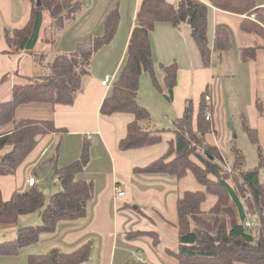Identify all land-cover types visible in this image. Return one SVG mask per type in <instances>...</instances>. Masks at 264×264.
<instances>
[{
	"label": "crops",
	"instance_id": "crops-1",
	"mask_svg": "<svg viewBox=\"0 0 264 264\" xmlns=\"http://www.w3.org/2000/svg\"><path fill=\"white\" fill-rule=\"evenodd\" d=\"M85 1L83 12L59 36L55 45L49 43L53 31L49 14L45 13L36 48L47 55L45 64L51 63L59 54L73 52L77 44L91 37L102 36L107 15L115 7H119L121 16L117 34L109 45L95 54L90 74L85 78L84 91L72 106L30 103L16 110V121H53L58 128L66 129L68 133L61 139L59 152V138L56 135L41 137L14 175L0 176V189L4 201L10 200L16 192H27L31 177L36 179V186L41 189L39 173L53 171L51 164L41 166L57 157L60 166L72 163L79 158L83 143L88 139L92 144L91 161L80 177L94 181L95 197L88 205L85 219L61 223L55 233L43 234L38 243L24 248L21 254H25L21 257L44 255L55 248L69 253L91 241L90 259L83 264H128L131 260L144 264H179L169 254L177 252L179 248L176 204L184 191H197L194 190L193 180L187 176L179 181L166 174L146 175L135 173L134 170L148 166L167 153L170 141L175 138L171 131L172 122L184 115L189 101L196 115L205 92H210L212 98L211 115L216 132L214 142L228 163L232 162L234 145L243 151L247 161V149L242 145L239 127L250 142L245 126L255 130L264 152V38L241 30L242 20L246 16L224 12L210 5L209 45L214 48L216 30L223 27L229 31L231 48L223 54L214 51L209 66H206L189 25L177 30L170 23H157L151 35L157 77L163 85V73L159 65L176 63L178 84L170 100L154 87L149 74L141 76L138 103L151 114L154 122L152 130L165 131L161 132L162 141L156 145L122 152L119 144L127 136V126L134 116L117 113L107 117L100 113V109L111 94L112 85L127 60V48L142 0ZM178 1L167 0L171 4ZM256 3L258 8H264V0H256ZM30 9L27 0H0V105L12 100L15 85L28 84L25 79L32 78L38 71L31 54L8 53L10 47L6 39L7 30L25 26ZM256 46L255 59L243 61L241 50ZM52 56L53 60L49 62ZM6 75L7 78L3 80ZM107 76L110 77V84L103 86L102 82ZM257 102L262 104V112L258 111ZM13 126L10 123L2 131H10ZM251 144L258 158V147ZM235 184L239 188L240 185ZM116 188L126 195L118 197ZM198 191H204V188ZM211 197L215 205L217 198L212 195H207L206 201ZM210 209L202 215L191 217L194 228H209L207 220L198 218L199 222L194 223V218L212 215L208 213ZM227 212L234 225L239 224L238 211L233 208V204L224 208V214ZM30 217L32 215L21 217L18 224L12 226L0 224V232L10 231L14 234L22 226L42 223L41 211L36 218L28 220ZM212 228L206 230H215ZM20 255L0 256V264H20Z\"/></svg>",
	"mask_w": 264,
	"mask_h": 264
},
{
	"label": "trees",
	"instance_id": "trees-1",
	"mask_svg": "<svg viewBox=\"0 0 264 264\" xmlns=\"http://www.w3.org/2000/svg\"><path fill=\"white\" fill-rule=\"evenodd\" d=\"M31 5L28 22L19 29L6 31L10 54H31L36 68L31 83L15 85L12 100L0 105V176L14 175L41 137L56 135L61 139L68 133L58 128L53 121L21 119L15 120L16 110L25 104L45 103L72 106L83 93L85 78L95 54L115 38L120 25L119 7L112 9L104 23V34L91 37L77 44L69 54H59L48 64L47 55L36 50L43 30L45 13L50 17L55 45L59 36L83 12L85 0H27ZM218 10L246 16L241 30L256 33L264 38V8H258L256 0H179L171 4L167 0H142L136 13L135 26L127 48V60L112 85L111 94L103 101L100 113L110 117L117 113H129L134 120L127 126V136L121 140L122 152L156 145L162 141L160 130L154 132L153 120L147 109L138 103L140 79L144 73L150 75L154 87L172 99L178 84V66L159 65L163 73V85L156 74V62L151 35L157 23H170L181 30L184 25L192 28V36L201 52L202 60L209 66L214 51L220 54L231 48L230 34L226 28L218 27L214 48L208 40L209 6ZM252 14L256 20H250ZM258 47L241 50V59H255ZM39 68H42V70ZM210 93V92H209ZM202 95L199 110L195 115L193 104L188 102L184 115L173 121L175 138L170 141L167 153L148 166L136 168L135 173L146 175L166 174L179 181L192 175L204 191H184L177 200L179 248L169 252L179 264H264V152L259 145L255 130L245 126L251 142L258 147V165L247 168L246 156L236 145L232 147L231 164L224 158L214 142L215 130L212 118L213 105ZM211 95V94H210ZM259 112L262 104L257 102ZM13 123L10 131L2 128ZM91 142L86 139L78 159L60 166L57 158L47 160L52 165L53 177L59 183V191L49 201L37 186L24 193H15L4 201L0 189V224H18L21 217L41 210L39 226L22 227L13 241L0 243V256H18L24 248L38 243L43 234L55 233L61 223L83 220L88 215V205L95 197L94 181L83 180L91 161ZM238 183L240 186L235 184ZM207 195L217 198L208 213L220 217L215 230L194 228L191 217L206 213L203 204ZM233 204L238 211L239 224L229 226L224 208ZM254 227H247V222ZM142 233H139L140 235ZM92 242L88 241L72 252L52 249L44 255H30L28 264H83L88 262ZM128 264H144L131 260Z\"/></svg>",
	"mask_w": 264,
	"mask_h": 264
},
{
	"label": "rangeland",
	"instance_id": "rangeland-1",
	"mask_svg": "<svg viewBox=\"0 0 264 264\" xmlns=\"http://www.w3.org/2000/svg\"><path fill=\"white\" fill-rule=\"evenodd\" d=\"M46 15H48V13H46ZM53 57L50 58V60H48L49 62L53 60ZM5 78H7V75L3 78V80H5ZM27 83H31L30 81V78L28 79H25ZM239 133L241 134L242 138H243V141H242V145H244V147H246V152H247V168L249 169H252L254 167H256L258 164V158H257V154H256V151H255V147L251 144V142L249 141V139L247 138L246 134L243 132L242 128L239 127ZM243 147V146H242ZM1 155V154H0ZM229 159V157H228ZM189 178L191 180H193V187H194V190H200L202 189V187L200 185H198L196 183V181L193 179L192 175L189 174L188 175ZM38 179H41L42 181V188L41 190L45 193L46 197H47V201H49L50 197L57 193V191H59L60 187H59V183L57 182L56 179H54L53 177V171L51 170H47V171H44V172H40L39 173V176H38ZM262 180L264 181V171L262 172ZM57 185V188L55 187ZM57 191H56V189ZM189 187H187L186 189H188ZM192 188V187H191ZM189 188V189H191ZM213 197H211L208 201H206L202 207L203 211H208L214 204L212 203L213 202ZM233 208L235 209V206L233 205ZM41 211V210H40ZM40 211L34 213V215L32 214V217H30V219L28 220H31V219H34L36 218V216L38 214H40ZM224 216H226L227 218V221L229 223V226H232L234 225V221L231 220V217L229 216L228 212L224 214ZM198 218H203L204 220H207L206 222L209 224V228H206V229H211V226L213 227L212 229H216L217 225L219 224V220H220V217L218 216H215V215H210L208 217H195L194 218V223H197L199 222L198 221ZM217 219V220H216ZM24 220V219H22ZM23 223V221H21ZM33 223H36L33 221ZM41 224V223H40ZM38 224V225H40ZM37 224H34V225H30V226H38ZM199 226V225H198ZM22 227H27V226H22ZM21 227V228H22ZM201 227V226H199ZM11 234V235H10ZM16 233L12 234V232L10 231H6V232H0V243H3V242H8V241H13L15 238H16ZM26 250H29L26 249ZM25 252H28V251H25ZM25 253L23 252L21 255H20V264H28V257L27 258H24V257H21L23 256ZM28 256V254H26ZM7 260V259H5Z\"/></svg>",
	"mask_w": 264,
	"mask_h": 264
},
{
	"label": "built area",
	"instance_id": "built-area-1",
	"mask_svg": "<svg viewBox=\"0 0 264 264\" xmlns=\"http://www.w3.org/2000/svg\"><path fill=\"white\" fill-rule=\"evenodd\" d=\"M250 18L252 19V20H255L256 19V15L255 14H252L251 16H250ZM109 84H110V77L109 76H107L104 80H103V82H102V85L103 86H109ZM206 101L207 102H211L212 101V98H211V95H210V93H208L207 95H206ZM212 118V115H211V113H207V116H206V119L207 120H210ZM36 184H37V182H36V179L34 178V177H31V178H29V181H28V185H29V187H33V186H36ZM116 194L118 195V197H124L125 195H126V193L124 192V191H121L119 188H116ZM247 227H249V228H253L255 225H254V222H247Z\"/></svg>",
	"mask_w": 264,
	"mask_h": 264
}]
</instances>
